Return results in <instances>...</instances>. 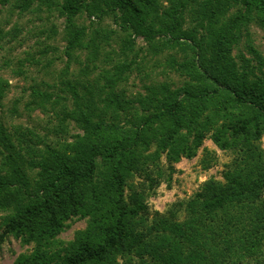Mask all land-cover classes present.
<instances>
[{
	"label": "trees",
	"instance_id": "16d2710c",
	"mask_svg": "<svg viewBox=\"0 0 264 264\" xmlns=\"http://www.w3.org/2000/svg\"><path fill=\"white\" fill-rule=\"evenodd\" d=\"M16 1L22 10L59 8L73 30L65 49L69 59L93 39L75 20L86 15L94 24V19L110 17L123 31L143 36L153 53L160 42L181 49L184 61L179 63L175 52L167 64L174 62L198 85L173 92L162 88L161 99L157 92L133 99L114 95L105 106L113 112L112 123L95 110L77 109L74 120L84 136L78 138L74 156L48 146L46 179L34 189L14 165L13 178L0 175V209L15 206L0 222V249L11 238L32 247L15 264H264V156L259 150L258 159L245 164L243 176L229 171L223 187L207 183L198 202L184 209L188 233L175 219H151L146 193L156 184L148 170L142 168V174L152 184L126 196L130 173L141 171L139 145L169 151L172 165L193 159L207 137L197 124L206 109L216 107L224 117H234L227 127L229 140L222 131L213 135L221 150L240 148L239 139L257 142L264 135V66L256 71L244 55L239 64L231 56L250 23L264 30V0ZM188 14L199 23V39L197 28L184 26ZM131 112L137 126L129 131L116 122ZM0 136L9 146L1 124ZM6 159L11 162L13 155ZM102 166L105 186L96 183ZM15 186L14 194L2 196ZM19 194L27 203L16 201ZM74 219L87 220V228L75 241L59 242ZM166 240L180 248L179 254L167 255Z\"/></svg>",
	"mask_w": 264,
	"mask_h": 264
},
{
	"label": "rangeland",
	"instance_id": "374dc122",
	"mask_svg": "<svg viewBox=\"0 0 264 264\" xmlns=\"http://www.w3.org/2000/svg\"><path fill=\"white\" fill-rule=\"evenodd\" d=\"M19 4L16 0H0V124L5 128L6 138L11 139L10 145L5 146L0 136V175L13 178L15 166L29 188L34 189L46 179L50 150L74 156L80 146L78 138L84 136L82 127L74 120L79 108L85 112L95 110L112 123L113 112H106L105 106L114 95L133 99L157 92L161 99L162 88L173 92L198 85L197 79L193 81L190 76L182 75L174 62L167 64L175 52L179 63L184 61L181 49L170 50L160 42L159 49L153 53L143 36L123 31L110 17L102 21L94 19V24L86 15L75 20V26L77 23L86 26L93 39L88 40L86 47L74 51L73 59H69L65 49L73 30L66 25L59 8L50 12L45 7L22 10ZM184 26L197 28L196 37L202 36L198 21L190 14ZM131 41L134 44L129 46ZM240 55L250 59L256 71L264 66V30L254 22L244 29L240 44L231 51L237 64ZM215 110L216 107L206 109L197 121L207 131V137L193 159L182 158L172 165L169 151L154 144L139 145L136 157L141 171L130 173L126 196L134 190L148 188L154 180L156 186L146 193L152 220L156 216H161L162 221L175 219L181 231L188 233L184 209L191 202H198L197 195L205 185L223 187L229 171L243 176L245 164L258 159L257 150L264 156V135L257 142L239 139L236 144L240 148L221 150L213 135L222 131L225 140H229L227 127L234 117H224L225 113ZM134 119L131 112L117 118L116 123L130 131L137 126ZM48 146L52 147L49 151ZM10 154L11 162L6 159ZM142 168L154 179L143 175ZM104 170L102 166L96 179L100 186H105ZM16 188L7 189L2 196L14 194ZM26 200L21 194L16 196L21 204L27 203ZM13 207L0 209V222L14 212ZM86 228L87 220L74 219L58 241L73 242ZM31 248L14 238L7 240L0 249V264H15ZM179 251L178 246L166 240L167 255Z\"/></svg>",
	"mask_w": 264,
	"mask_h": 264
}]
</instances>
